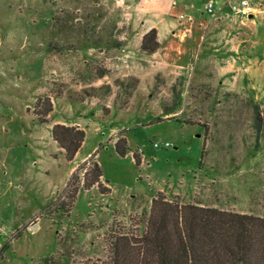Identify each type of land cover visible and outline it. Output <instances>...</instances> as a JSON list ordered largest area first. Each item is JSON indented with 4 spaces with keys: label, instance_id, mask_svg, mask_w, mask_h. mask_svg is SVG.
I'll use <instances>...</instances> for the list:
<instances>
[{
    "label": "rangeland",
    "instance_id": "374dc122",
    "mask_svg": "<svg viewBox=\"0 0 264 264\" xmlns=\"http://www.w3.org/2000/svg\"><path fill=\"white\" fill-rule=\"evenodd\" d=\"M211 1L0 0V264H144L160 196L264 218V74L237 79L173 10ZM65 122L85 131L75 161L96 154L76 177L98 162L109 194L65 191Z\"/></svg>",
    "mask_w": 264,
    "mask_h": 264
},
{
    "label": "trees",
    "instance_id": "16d2710c",
    "mask_svg": "<svg viewBox=\"0 0 264 264\" xmlns=\"http://www.w3.org/2000/svg\"><path fill=\"white\" fill-rule=\"evenodd\" d=\"M159 49L157 31L153 30L144 37L141 50L154 54ZM52 112L51 106L48 115ZM51 134L65 159L74 160L83 147L85 131L56 124ZM115 149L120 156H126L127 141L119 139ZM95 158L93 154L72 174L65 188L67 193L76 195L81 187L85 190L97 187L102 194L111 192L103 184L98 162L93 164L92 173L85 170L83 179L76 177ZM203 158L204 148L200 168ZM134 160L141 167L142 157L135 155ZM147 228L142 238L144 264H264V218L194 205L180 206L165 202L160 196L152 202Z\"/></svg>",
    "mask_w": 264,
    "mask_h": 264
},
{
    "label": "crops",
    "instance_id": "0c3cea01",
    "mask_svg": "<svg viewBox=\"0 0 264 264\" xmlns=\"http://www.w3.org/2000/svg\"><path fill=\"white\" fill-rule=\"evenodd\" d=\"M235 1L238 0H217V2L214 3L212 1L209 2L214 5L216 10L215 17H211L207 13H204L202 16L194 13H187L184 12V10H179V7L173 10H177V12L184 13L192 18L193 36H200L201 39L204 38L205 41H207L205 44L209 52L210 50H212V52H220L219 55L221 56L222 63L229 65L226 71L232 74L235 73L234 75L237 79L252 82L255 81L259 75L264 74V66H262L264 65V0H248L253 7V13L247 19L231 13L228 3ZM183 8L185 9L184 6ZM215 47L216 49L214 50ZM157 53L158 51L152 55ZM242 63L250 66L242 69ZM222 72H224V70ZM252 89H255V87L252 86ZM60 124L71 127L80 126L79 124H67L66 122ZM119 139H125L127 141L125 137ZM119 139H110V141L116 144ZM76 158L77 155L72 161L64 159L68 161L70 165L69 175L64 187L74 171L84 163L75 161ZM61 159L63 158L61 157ZM144 159L143 154L142 161H144ZM159 192L166 193L167 189H161Z\"/></svg>",
    "mask_w": 264,
    "mask_h": 264
},
{
    "label": "built area",
    "instance_id": "2783aa9c",
    "mask_svg": "<svg viewBox=\"0 0 264 264\" xmlns=\"http://www.w3.org/2000/svg\"><path fill=\"white\" fill-rule=\"evenodd\" d=\"M228 6L231 13H233L234 15H239L243 18H249L253 13V7L250 5L248 0H238L235 2H229ZM205 11L211 17H215L216 15V10L214 8L213 3H208L207 6L205 7ZM171 146H172L171 143H165L164 145L160 143L154 144L155 148H162V147L171 148ZM131 153L133 157L138 154H140L141 157H143V151L141 149L137 151H131Z\"/></svg>",
    "mask_w": 264,
    "mask_h": 264
}]
</instances>
